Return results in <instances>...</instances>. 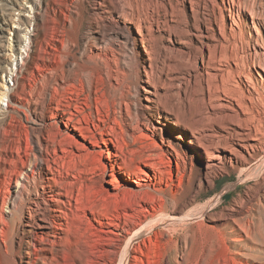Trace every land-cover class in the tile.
Wrapping results in <instances>:
<instances>
[{"label": "bare ground", "instance_id": "obj_1", "mask_svg": "<svg viewBox=\"0 0 264 264\" xmlns=\"http://www.w3.org/2000/svg\"><path fill=\"white\" fill-rule=\"evenodd\" d=\"M13 1L3 24L23 8ZM32 6L19 20L32 27L25 46L0 24V53L6 30L32 52L20 93L15 63L0 118L18 114L28 147L0 139V264H68L79 209V228L91 212L107 229L100 259L82 251L72 264H264V0ZM232 172L254 183L226 205L222 194L198 201ZM83 174L131 188L95 208L82 203Z\"/></svg>", "mask_w": 264, "mask_h": 264}, {"label": "rangeland", "instance_id": "obj_2", "mask_svg": "<svg viewBox=\"0 0 264 264\" xmlns=\"http://www.w3.org/2000/svg\"><path fill=\"white\" fill-rule=\"evenodd\" d=\"M17 1L23 6V8L22 9L17 8L16 10H11V11H13L15 19L11 20V21L6 20V23L4 22V24H3V21H5V18H6V13H7V11H9L8 6H10L11 3L13 4L14 1L13 0H0V24H3L6 27L9 26L10 29H13L14 31L17 29H21L20 32L17 34H19L20 38L24 40V42L22 43L21 46H23V44L25 46V43L28 42V39H26V38H29V35L32 32L31 31L32 27H28V28H26V31H24L25 26L23 24H21L19 20L25 19V16L28 18H31L34 16V14H35L34 6H32V5H33L34 1H37V0H34V1L33 0H17ZM84 2H85V4H87L88 0H84ZM1 36H2L1 39L4 41V43H6V46L4 47V50H2V52L0 53L1 54L0 55V64H1L2 69H3V72L0 73V118L3 117L2 116L3 111H5L7 109V103L9 100V96H7L6 91H8L9 87H13L12 84L14 83V81L11 79L10 75L15 70L17 72V65L15 64L16 61H19V62L24 61V63L22 64V70L20 71L21 73L17 72L19 74L18 82H17V91L20 93L21 92V89H20L21 83H23L24 81L27 82V74H28L27 70L31 69V65L29 64L28 60L31 58V55H32V52H30L28 50V48H26L27 50H25L24 47H21L20 44L15 42V36L13 34H10V32H8L7 30L4 31L1 34ZM38 39H39V41L44 39L43 33H39ZM39 45L40 44H37L34 46L36 49V52L39 48ZM141 50H142V48H141ZM26 52L29 53L28 58L26 57ZM23 59H25V60H23ZM71 95H73V94L69 93V92L68 93L64 92L63 97H61L60 101L63 103H66V101L70 100L69 97ZM80 96L82 98L84 97V95H80ZM49 98H50V95L48 94L46 97V103L49 101ZM51 105H55V102ZM49 106L50 105H48L44 111V113L46 114L47 117L50 116V113L48 111V110H50ZM71 109L73 110V106H71ZM26 113L28 116H31V114L28 111H26ZM18 117H19L18 114L17 115H14V114L6 115V117L4 119L5 120L4 126H0V139L3 141V143L17 144V143L21 142L23 148L20 151V154L23 155L25 152V149L28 148L26 146V143H25V139H26L25 136H26L27 130L25 127H22L23 125L19 128L20 125H19L18 121H16V119L18 120ZM23 117L25 118V115H23ZM65 118H66V115L60 116V118H59L60 122L59 123L61 126H64V123L62 121H64ZM24 122L26 123L25 119H24ZM89 144L90 143H86V146H89ZM119 144L120 143L115 140L114 143H112L110 145L113 152H115V153L120 152ZM89 150H92V148L90 147ZM102 150H103V157L102 158H103V160H105V157H107V155H108V150L103 143H102ZM44 167L46 168V165ZM90 176H91L90 174H83L82 181L80 182L79 186H81V188H82V194H81L82 195L81 196L82 197V203L84 202V204H86V205L87 204L91 205V206L93 205V207H95V208L98 206L101 207L102 204L103 205L106 204V206H109V207H106V206L105 207L102 206V207L112 209L114 204H115L113 195L116 194V192L122 193V192H125L128 188H131V186L121 183L122 184V185H120L121 188L119 190H116V189H113L110 184L105 182L102 189H101L99 186L96 185V183H94L92 180H90V178H91ZM121 177H122V180L125 179L124 178L125 176L123 174L121 175ZM253 183H254V181H246V182L239 183V177H238L237 173H233V172L229 173V174L227 173V174H224L223 176L216 178L214 180L213 188L202 192V194L198 197V201L203 204V202H205L210 197L212 198V196H215L217 194H222L223 195V198H222L223 205H226V204H229L230 202H232V200L234 198H236L237 195L243 194L245 187L248 185L250 186ZM108 196H110V197H109V200L107 201ZM121 197H123V195ZM198 201H197V203L199 205L200 203ZM259 209L262 210V207ZM77 212L79 213V215L77 214V216H76L74 214L73 216H71V217H73L74 222H73L72 227H71V229L73 228V231L72 230L70 231V235H72L73 237L76 236L73 240V242H75V243H72V242L70 243L71 248L72 247L73 248L75 247V248L74 249L72 248V251H71L72 255L66 257L65 260L68 262V264H72V261L77 258V254H78L77 252L82 253V251H83L82 254L87 253L86 255L90 256L92 258V260L94 259L93 263H96L100 259V256L98 255L97 250L95 251V249H97V247H99L101 239L104 237V234L102 236L103 232L100 230H103V229L105 230L106 227L100 226V224L98 223L99 218H97V214L95 215V214H92L91 212H88V213H86L87 216L89 217V223L86 225V226H88V228L87 227H85V229L79 228V226H77V224L80 223L79 221L81 220V218H83L82 215H85V214L83 213L82 209L77 210ZM100 217H101V215H100ZM102 221L105 222L107 220L104 217H102ZM182 224L183 223L178 222L177 224H175V226H177V228H179V227H181ZM179 233L176 235L177 236L180 235ZM254 242L258 245L261 244L257 238L254 240ZM88 252H89V254H88ZM95 252L97 255H95Z\"/></svg>", "mask_w": 264, "mask_h": 264}]
</instances>
